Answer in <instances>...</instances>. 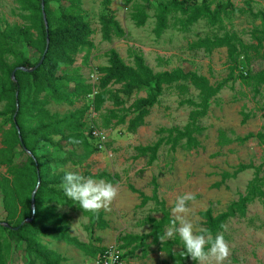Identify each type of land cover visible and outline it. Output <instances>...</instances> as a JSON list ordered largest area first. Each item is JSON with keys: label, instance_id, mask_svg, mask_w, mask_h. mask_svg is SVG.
<instances>
[{"label": "rangeland", "instance_id": "1", "mask_svg": "<svg viewBox=\"0 0 264 264\" xmlns=\"http://www.w3.org/2000/svg\"><path fill=\"white\" fill-rule=\"evenodd\" d=\"M158 1L113 0L111 9L125 35L106 41L100 22L101 16L107 13L102 0H83V14L93 34L89 38L90 46L76 54L73 65H61L62 92L74 94L78 83L97 92L99 70L108 65L107 54L112 49L119 52L130 66H134L133 55L138 53L155 72L181 68L207 77L212 84L224 83V87L213 100L208 116L201 121L205 128L199 136L201 145L195 150L178 147L175 151L170 144L163 145L152 165H148V156L139 157L137 148L151 146L167 136L159 134L162 128L182 129L187 125L192 109L182 102L188 98L197 100L198 96L190 84L180 82V85L167 87L159 103L146 117L145 124L136 132L128 129V121L134 116L129 108L136 100L146 97L145 91L133 97L119 93L117 97L126 102L123 106H115L111 98L99 111L94 108L93 94L78 99L72 97L73 104L66 100L57 101L48 93L42 95L50 114L63 121L60 128L65 135L72 133L81 120L86 122L87 115H91V122L109 135L104 151L95 150L93 145L90 149L79 146L63 150L47 146L43 152H47L52 160L51 175L66 172L83 176L86 173L107 174L114 179L113 185L119 190L110 211H100L105 223L103 227L75 208L57 201L47 204L50 209L67 215L70 235L87 245L83 251L62 240L42 237L41 243L61 255L64 264H94L101 250L111 245L118 246L126 254L127 264H163L164 260L175 264L162 247L178 234L152 244L145 239L125 249L121 247L124 244L121 239L150 235L154 230L150 219L162 220L169 215L173 220L176 197L189 192L196 198L188 202L191 212L187 219L193 223L194 234H200L204 230L202 212L208 209H212L214 215L225 212L233 202L247 194L255 176L264 178V144L257 139L238 141L248 134L264 132V85L257 94L250 79L253 74L264 70V0H231L232 7L216 25L201 19L183 30L171 16L170 26L161 36L155 33ZM67 3V0H57L50 4L54 19L59 16L60 6ZM137 6H142L149 15L142 27L132 19ZM0 22L2 25L31 24L29 13L21 10L18 0H0ZM225 34H236L249 47L247 55L241 53L234 71L226 47L210 53L191 47L201 39ZM242 71H248L249 76L243 79ZM110 88L115 93L119 86ZM5 104L0 103V111L5 109ZM85 108L86 113L81 118L78 112ZM112 111L121 117L127 116L126 123H118V119L112 117ZM25 124L34 126L36 121L26 116ZM11 130L9 116H1L0 150L5 147L4 141ZM85 132L86 136L88 129ZM60 138L56 136L53 140L57 142ZM73 149L75 154L70 153ZM241 164L253 167L223 181L226 173L233 175ZM4 175H7V167L0 158V177ZM5 217L0 192V221ZM170 226L171 223L163 227L162 235ZM222 234L231 249L224 264H264V199L249 204L246 216L231 219ZM8 240L11 246L6 250L7 264H41L27 253L25 243L18 239ZM174 248L178 250L180 247ZM184 264L196 262L189 258Z\"/></svg>", "mask_w": 264, "mask_h": 264}, {"label": "trees", "instance_id": "2", "mask_svg": "<svg viewBox=\"0 0 264 264\" xmlns=\"http://www.w3.org/2000/svg\"><path fill=\"white\" fill-rule=\"evenodd\" d=\"M18 1L21 10L29 13L31 24L28 26L2 25L0 22V103L6 102L5 109L0 111V117L9 116L12 124V130L4 141L5 147L0 150V158L7 167V175L0 177V192L6 213L5 220L0 221V264H7L6 250L11 246L9 238L25 243L27 253L41 264H64V258L61 255L49 250L41 243L42 237L62 240L83 251L87 249V245L70 235L67 215L56 212L54 208L50 209L47 204L57 201L81 212L83 209L78 203L65 196L61 188L65 173L51 175L52 160L49 154L43 151L47 146L58 150L79 146L90 149L92 145L95 150L99 151V148L91 139L90 128L88 123L83 122L84 119L78 123L72 133L65 135L60 128L63 121L56 120L55 116L50 114L46 108L47 101L42 98V95L48 93L57 101L66 100L73 104L75 100L72 97L78 99L80 96L86 97L94 93L93 88L82 86L80 83L74 94L62 92L64 78L59 76L62 64L73 65L76 54L90 46L89 38L93 30L83 14V0H67L66 5L60 6L57 19L53 18L50 11V4L57 0ZM102 2L107 12L100 18L103 39L111 41L114 37H123L125 32L111 9L113 0H102ZM42 3H44L48 22V32L43 17ZM229 7H232L231 0H223L216 4L208 1L191 3L182 0H159L155 8V33L161 36L169 28L171 16L183 30L201 19L207 20L211 25H216L221 16L227 13ZM148 18L149 15L142 6L134 8L132 19L137 26H144ZM47 35H49V48L43 64L33 72L17 70L15 80H13L12 74L18 67L34 68L39 64L47 48ZM191 47L204 49L209 53L216 48L226 47L231 63L234 64L233 71L238 67L241 53L247 55L249 49L236 34L201 39L193 43ZM107 57L108 65L99 70V86L94 95V108L97 111L101 110L105 102L111 98L114 105L120 107L126 102L117 97L119 93L133 97L145 91L146 97L136 100L129 108V112L134 115L128 121V129L131 132H136L145 124L146 117L159 103L167 87L185 82L198 92L197 100L188 98L182 102L192 109L187 125L182 129H160L159 134H167V136L160 138L151 146L138 147L139 157L148 156V165H152L163 145L170 144L173 151L178 147L195 150L201 145L199 136L205 131L201 121L208 116L213 100L221 92L224 83L212 84L207 77L181 68L155 72L138 53L133 55L134 66L128 65L115 49L110 50ZM241 75L243 79L249 76L248 71H242ZM250 79L258 94L260 87L264 85V70L253 74ZM111 86H119V88L113 93ZM78 113L81 118L84 117L86 108ZM111 115L118 119V123L127 121V116L121 117L116 111H112ZM26 116L35 120L36 124L26 125ZM87 129L88 134L85 136ZM56 136H61L57 142L53 140ZM251 139H257L264 144V132L248 134L238 138V141L246 142ZM70 153L75 154V150L73 149ZM252 167V165L241 164L233 175L226 173L223 181ZM84 177L98 180L108 179L111 183H115L114 179L107 174L86 173ZM39 178L41 184L36 194V212L33 215L32 194ZM256 199H264V178L259 176H255L250 183L247 194L233 202L225 212L218 215H214L212 209L202 212L204 230L210 231L213 237L222 233L231 219L237 216L245 217L248 205ZM83 213L89 216L95 224L101 227L105 225L102 213H99L98 219L91 213ZM171 222L169 215L162 220L150 219V223L154 225L153 232L144 237H123L121 239L124 242L122 249L145 239L149 244L158 243L163 227ZM176 246L180 248L175 250ZM105 250L106 248L101 250L100 255ZM162 250L175 261V264H184L190 258L181 255L184 252V246L178 235L174 240L164 243ZM124 259H126V254H124ZM163 264H168V261L164 260Z\"/></svg>", "mask_w": 264, "mask_h": 264}, {"label": "clouds", "instance_id": "3", "mask_svg": "<svg viewBox=\"0 0 264 264\" xmlns=\"http://www.w3.org/2000/svg\"><path fill=\"white\" fill-rule=\"evenodd\" d=\"M61 188L65 196L78 203L83 212L91 213L97 219L101 210L110 211L113 201L119 194L118 188L109 181L86 178L74 172L65 173ZM195 198V194L190 192L176 197L172 208L174 219L159 239L163 242L178 234L184 246L182 256L190 257L196 264H213V262L224 264L231 255V249L223 234L213 237L207 230H201V234H194L193 223L187 219L191 212L188 202L194 201Z\"/></svg>", "mask_w": 264, "mask_h": 264}, {"label": "built area", "instance_id": "4", "mask_svg": "<svg viewBox=\"0 0 264 264\" xmlns=\"http://www.w3.org/2000/svg\"><path fill=\"white\" fill-rule=\"evenodd\" d=\"M182 1H188L191 3L194 2H204L208 1L209 3L216 4L223 0H182ZM96 94V91H94L93 95ZM91 115H87L86 123H88V126L91 131V139L94 140L95 144L98 146L100 151H104L106 149V146L108 144V133L101 129L100 127L96 126L93 121L91 122ZM94 264H127L126 260L124 259V253L122 250L116 246L111 245L106 248V250L103 252L102 255H100L95 261Z\"/></svg>", "mask_w": 264, "mask_h": 264}, {"label": "water", "instance_id": "5", "mask_svg": "<svg viewBox=\"0 0 264 264\" xmlns=\"http://www.w3.org/2000/svg\"><path fill=\"white\" fill-rule=\"evenodd\" d=\"M42 8H43V17H44V21H45V25H46V29H47V32H48V22H47V18H46V13H45V10H44V3H42ZM48 48H49V35H47V48L45 50V53H44V56L42 57V59L40 60L39 64L34 67V68H24V67H18L12 74V77H13V80H15V74H16V71L17 70H21V71H25V72H33L35 71L38 67H40L43 62H44V59H45V56L48 52ZM17 108H18V105H17ZM17 129H18V132H19V135H20V130H19V127L17 126ZM26 150V148H24ZM28 154H31L30 151H27ZM40 184H41V179L39 178L38 180V184H37V187L35 189V191L33 192L32 194V209H35V212H36V207H35V198H36V194H37V191L40 187ZM34 215V214H33ZM33 219V218H32ZM31 219V220H32ZM28 220H26L27 222ZM25 223V222H24ZM5 226H8L5 224ZM18 229V228H17ZM15 229V230H17Z\"/></svg>", "mask_w": 264, "mask_h": 264}]
</instances>
